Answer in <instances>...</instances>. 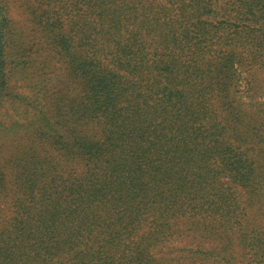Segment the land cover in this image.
<instances>
[{
    "label": "trees",
    "instance_id": "obj_1",
    "mask_svg": "<svg viewBox=\"0 0 264 264\" xmlns=\"http://www.w3.org/2000/svg\"><path fill=\"white\" fill-rule=\"evenodd\" d=\"M0 264H264V0H0Z\"/></svg>",
    "mask_w": 264,
    "mask_h": 264
},
{
    "label": "rangeland",
    "instance_id": "obj_2",
    "mask_svg": "<svg viewBox=\"0 0 264 264\" xmlns=\"http://www.w3.org/2000/svg\"><path fill=\"white\" fill-rule=\"evenodd\" d=\"M13 13H14V16L13 17H14L15 20H17V22L19 20H21L20 14L18 13V11H16L15 8H13Z\"/></svg>",
    "mask_w": 264,
    "mask_h": 264
}]
</instances>
